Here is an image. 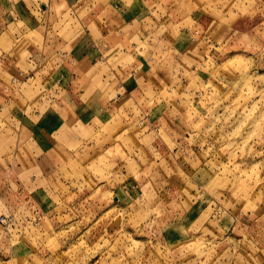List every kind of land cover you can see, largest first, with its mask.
Wrapping results in <instances>:
<instances>
[{
	"label": "rangeland",
	"instance_id": "rangeland-1",
	"mask_svg": "<svg viewBox=\"0 0 264 264\" xmlns=\"http://www.w3.org/2000/svg\"><path fill=\"white\" fill-rule=\"evenodd\" d=\"M73 1L103 6L93 10L108 21L139 11L107 65L141 86L38 154L0 55V160L35 168L42 156L52 182L7 188L0 264H264V0ZM40 74L22 91L39 110L51 98Z\"/></svg>",
	"mask_w": 264,
	"mask_h": 264
},
{
	"label": "crops",
	"instance_id": "crops-1",
	"mask_svg": "<svg viewBox=\"0 0 264 264\" xmlns=\"http://www.w3.org/2000/svg\"><path fill=\"white\" fill-rule=\"evenodd\" d=\"M81 4L73 0H0V38L9 33L8 39L12 41L9 50L1 48L6 72L14 76L21 72L33 73L31 79L36 78V72L43 73L38 79L41 81L40 89L51 96L42 102L41 110L32 107L23 90L25 86L33 89L39 86H31L33 82L28 79L23 80L13 92L19 93L27 103L20 99L22 102L19 104L9 97L10 104L19 107V120L23 123L29 121V124L25 123V130L37 143L34 145L38 154L54 152L56 137L62 131L74 125L105 119L106 114L111 115L109 112L115 104H122H117L119 100L127 98V101H134L132 97L141 86L139 74L124 71L123 67L115 68L117 65H107L108 57H111L109 53L120 50L121 42L133 38L127 37L128 27L132 25L138 29L141 25L139 11L135 12V21L114 9L111 11L112 20L108 21L102 18L103 12L94 11L103 6ZM60 7L61 11L57 12ZM81 9L86 10L83 16ZM117 55L114 54V57ZM78 72L84 79L79 83ZM5 87L6 84L0 82V108L8 100L3 92ZM111 89L113 91H109ZM130 113L134 115L132 111ZM143 115L146 121L151 119L146 113ZM158 119L154 117V121ZM36 165L33 168L32 164H5L0 160V201L7 212L12 211L10 203H5L6 198L10 199L8 189L12 182L24 185L30 192L41 193L47 189L44 183L52 184L45 175L42 156ZM11 172L16 176L15 180L10 177ZM7 214L3 212L0 216Z\"/></svg>",
	"mask_w": 264,
	"mask_h": 264
},
{
	"label": "built area",
	"instance_id": "built-area-1",
	"mask_svg": "<svg viewBox=\"0 0 264 264\" xmlns=\"http://www.w3.org/2000/svg\"><path fill=\"white\" fill-rule=\"evenodd\" d=\"M34 74H25L21 72L18 76L13 77L12 82L14 83H21L23 80H28L33 78ZM36 215H38V219L41 218L43 212H40L38 209H34ZM13 216L12 215H2L0 216V225L4 227H8L9 225L13 224Z\"/></svg>",
	"mask_w": 264,
	"mask_h": 264
}]
</instances>
